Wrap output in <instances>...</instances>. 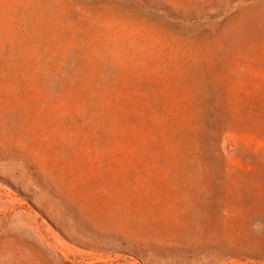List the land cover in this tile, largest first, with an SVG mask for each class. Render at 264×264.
<instances>
[{"label":"rangeland","instance_id":"1","mask_svg":"<svg viewBox=\"0 0 264 264\" xmlns=\"http://www.w3.org/2000/svg\"><path fill=\"white\" fill-rule=\"evenodd\" d=\"M0 264H264V0H0Z\"/></svg>","mask_w":264,"mask_h":264}]
</instances>
